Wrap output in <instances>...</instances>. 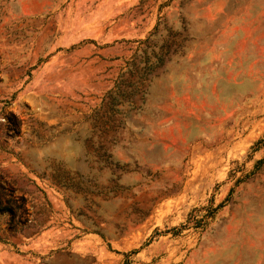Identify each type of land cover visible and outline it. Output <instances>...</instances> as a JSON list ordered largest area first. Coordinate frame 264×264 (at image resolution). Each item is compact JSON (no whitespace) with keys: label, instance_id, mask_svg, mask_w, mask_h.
Listing matches in <instances>:
<instances>
[{"label":"rangeland","instance_id":"1","mask_svg":"<svg viewBox=\"0 0 264 264\" xmlns=\"http://www.w3.org/2000/svg\"><path fill=\"white\" fill-rule=\"evenodd\" d=\"M0 264H264V0H0Z\"/></svg>","mask_w":264,"mask_h":264},{"label":"trees","instance_id":"2","mask_svg":"<svg viewBox=\"0 0 264 264\" xmlns=\"http://www.w3.org/2000/svg\"><path fill=\"white\" fill-rule=\"evenodd\" d=\"M24 201L22 196H15L13 191L7 189L5 184L0 179V211H7L13 214L14 208L21 209V204Z\"/></svg>","mask_w":264,"mask_h":264}]
</instances>
